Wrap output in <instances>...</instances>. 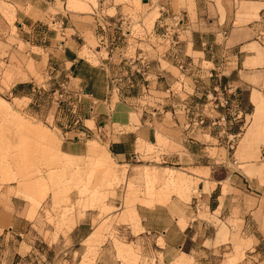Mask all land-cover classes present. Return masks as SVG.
<instances>
[{"label": "rangeland", "instance_id": "obj_1", "mask_svg": "<svg viewBox=\"0 0 264 264\" xmlns=\"http://www.w3.org/2000/svg\"><path fill=\"white\" fill-rule=\"evenodd\" d=\"M183 1L175 2L177 9L183 6ZM245 1L235 2L236 24L244 27L238 29L245 32L239 40H248L264 52V16L260 18L259 27L249 28L247 24L259 20V16H243ZM72 2L78 3L79 8H70ZM216 2L220 8V0ZM114 3L123 4L125 18L114 20L111 28H82L80 56L93 65H98L100 58L112 62L114 88L124 96L137 89L140 82L142 87L135 94L143 96L138 102L146 107L160 112L162 108H173L172 104L186 105L182 100L185 96L177 98L176 94L182 89L181 84H172V80L173 76L185 79L182 74L194 71L178 50L190 31L179 28L181 18L176 19L175 28H155V21L162 12L158 2L146 6L141 1L137 6L136 0H53L42 6L43 14L36 13L30 3L23 6L15 0H0V209L19 221L17 227L11 226L5 232L0 230V264H172L170 257L164 260L161 254L164 245L160 231H153V228L164 227L168 213L177 219L178 226L180 219L193 226L189 237H195L188 238L182 248V252L191 257L190 262L185 257V264H264V155L261 156V150L259 155H239L237 138L231 149L230 144H226L228 133L223 122L213 127L207 124L204 128L219 138L220 143L205 137L206 154L211 160L215 158L217 165L208 164L211 160L207 157L189 163L191 156L181 142L180 133L164 125L158 126L157 134L163 136H157L153 146L143 144L137 152L135 146L132 158L118 161L113 142L119 134L135 130L133 125L139 123L133 121L132 116L140 117V112L131 113L129 127L116 122L100 123L98 127L93 121L94 127L89 123L84 125L83 121L73 124L74 114L70 111L77 107L78 96H73L77 93L70 88L66 89L68 94L65 92L62 85L69 79L58 74L59 68L48 61L43 50L32 47L27 41V30L31 23L42 20L52 31H57L61 39L60 33L67 25L58 23L65 20L62 17L82 14L70 11H84L85 16L93 11L113 15L114 10L109 8ZM252 5L259 9L264 7V4ZM38 24L41 23L35 25ZM66 32L68 36L73 33L72 30ZM161 35H165V41ZM168 48L171 55L166 58L175 67L165 62L163 68L171 74L167 87L172 91L149 92L142 75L149 70L147 66L155 71L157 64L154 61L151 65L148 60H156ZM188 54L195 62L201 56L190 47ZM145 56L149 63L134 67L138 59L144 60ZM181 64H188V68L180 69ZM117 101L115 97L113 104ZM192 106V101L186 105L191 125L199 119V112ZM249 114L244 123L245 132L252 123L253 113ZM204 115L211 120L209 112ZM166 116L171 119L170 113ZM159 117H163V113L156 114V118ZM190 135L194 137L191 132ZM221 139L225 140L224 145L231 154L236 153L229 168L221 163V153L225 152ZM76 141L80 156L75 157L66 153V146ZM108 151L112 155L111 164L105 165L111 167V174L95 160ZM196 167L205 170L193 169ZM166 168L179 174L173 171L169 175L175 177L174 185L157 177L156 171L163 173ZM144 169H147V178ZM95 170L99 173H94ZM230 170H236L240 177L247 176L251 186L237 194L230 193L231 189L226 187L224 192L230 196L225 202L221 200V208H217V203L208 206L205 194L214 186L209 180H223ZM182 175L191 195L189 200L171 194L168 206L146 208L158 205L149 202V189L179 187L185 183L181 181ZM198 177L201 181L196 186ZM45 194L47 198L43 200ZM130 206L135 209L136 217L125 215ZM153 209L157 210V215L153 222H147L145 215ZM81 222L85 223L82 236L87 237L94 230L107 235L96 255L89 258L83 255L85 238L72 235L71 231ZM221 228H228L227 239L219 237ZM181 260L175 264H180Z\"/></svg>", "mask_w": 264, "mask_h": 264}, {"label": "crops", "instance_id": "obj_2", "mask_svg": "<svg viewBox=\"0 0 264 264\" xmlns=\"http://www.w3.org/2000/svg\"><path fill=\"white\" fill-rule=\"evenodd\" d=\"M50 1L53 0H15V2L23 6L30 3L36 13L43 14L42 6L48 4ZM113 1L114 0H112V2ZM141 1L142 4L146 6L151 2H158V4H160L162 12L161 14L159 12V18L155 21V28H175L176 19L181 18L179 28H186L187 30L185 32L190 31V36L186 41L180 43L178 50L181 56L190 62L189 64L194 71L182 74L185 79L173 76L172 84L179 83L182 86L180 92L176 93L178 94L177 98L184 95L185 98L182 100L186 101V105H188L191 101H198L201 98L203 101L204 96H206L209 91L214 90V88L219 89L218 86H220L221 90L224 88L231 89L234 94L232 97L239 100L245 113L248 115H250L249 113L251 112L253 113L252 123L247 132L244 131L243 124H236L229 132L231 136H236L238 139L239 146L237 148L239 155H247L248 153L259 155V150H261V156H263L264 91L262 90L264 89V52H260L258 46L252 42H248V40H239L245 32L238 29L244 27L237 26L236 24L235 2L237 0H220L221 9L218 7L216 0H184L183 6L179 9L176 8L175 2L181 3V0H147V3L144 2L145 0H136L137 6L140 5ZM105 3L106 1H104L103 4ZM245 3L247 5H245L243 16H259V20H254L248 23L247 26H250L249 28L259 27L260 18L264 16V7L259 9L252 4L259 5L264 4V2H261V0H246ZM70 8L77 9L79 5L78 3L72 2ZM109 10H114V14L99 15L93 11L85 16L86 12L84 11L68 10L73 13L82 14H67L62 17L65 18V20L61 19L58 23L64 25L66 22L67 25L63 27L64 29L60 33L61 39L58 38L57 31H52L50 29L51 27L47 22L36 20L30 24L27 30L29 33V35H27V41H29L32 47L37 51L43 50L48 56V61L59 68L58 74H62L69 79L66 81L68 89L70 88V90L77 93H73V96H78L77 107L74 111L81 121H83L84 125L89 123L93 125V127L94 124L95 127H98L100 123L110 124L116 122L120 126L129 127L132 124L131 113H142L140 117L136 115L132 116V120L139 123V125H133L135 130L116 136L117 140L113 142V145L118 161L125 162L128 161L129 157L132 158L135 146L137 147L136 152L143 144H151L153 146L156 142H152L157 141L156 137L159 135L163 136L160 133L157 134V128L160 125L169 126L173 131H178L180 133L183 139L181 142L185 150L188 151L189 156H191V158L189 157V159H191L189 163L192 164L198 159L205 157L211 160L210 156L206 154L208 142L205 141V137L209 136L211 139L217 140L218 142L219 138L217 135L209 133L208 130H205L196 123L191 125L188 122V115L186 114L188 110H186V105L172 104L173 108H162L160 112L153 108L146 107V105H142L138 102L143 99V96H141V94H135V92L142 87L139 84L140 82L138 83L137 89L128 92L126 96H124L120 93L119 89L114 88L112 62H106L107 60L105 58H100L99 64L93 65L87 59L80 56L82 47L79 40L82 39V28H111L110 26L114 20H122L125 18V16H122L124 10L123 4L115 5L114 3ZM87 18L93 19V21L87 20ZM37 22L41 24L35 25ZM68 30L73 31L70 36H68L66 32ZM160 37L165 41V35H161ZM163 47H166V44L163 43ZM189 47L193 53L201 54L197 62L188 54ZM83 54H85V52H83ZM166 55H171L170 48L161 54L159 58H156V60H148V56H145L144 60L139 58L138 62L134 65L136 68H139L141 65L146 66V64L149 63L147 60L151 62V65H153L152 62L154 61L157 64V69L155 71L151 69V66H147L149 70L145 75H142L143 83L145 81L144 84L147 86L149 92L152 90H156L158 93L172 91V89L167 87L170 85L168 77L171 74L168 70L163 68V65L165 62L168 64L171 63L174 67L175 65L166 58ZM204 64H209L211 66L205 67ZM210 74L214 76L210 78ZM151 77H153V79H151ZM115 97L118 98V101L113 104ZM161 113H163V117L156 118V114ZM168 113L171 114L170 120H168L166 116ZM190 132L194 137L190 135ZM230 138L231 137H229V139ZM225 140L227 142L226 144H228V135ZM225 140L221 139V142H224L222 144L225 151L221 153V163L224 167L229 168V165L235 160L236 153L231 154L229 152V147L224 145ZM159 142H162V140L159 139ZM66 147H68V152L66 153L69 155L75 157L80 156L78 155L79 146L77 141ZM110 155L111 153L108 151L95 160L97 163L98 161H102L105 162V164H111ZM208 164L217 165V161L213 158L211 161H208ZM208 168H212L213 170L216 169L214 167ZM193 169L200 171L205 170L200 167ZM220 169H222V167H220ZM146 170L147 169H144L145 176L147 175ZM173 171L174 169L166 168L163 173L158 171H156V173L158 179L162 178L164 179V183L170 182L171 185H174L175 177L169 176ZM226 171H228V169H226ZM230 172L231 173L223 180L215 179L213 182L209 180V184H214V186L209 187V193L205 194L208 199L206 202L208 206H210V203H217V208H221V200L225 202L228 196H230L224 192L226 187L229 190L231 189L230 193L237 194V192H243V190L251 186V181L247 176L242 174L243 176L240 177L236 170H230ZM173 174L179 175L176 171H174ZM181 177V181L185 183L179 187L174 188V186H171L169 189L163 188L159 191L149 189V202L158 205L146 208L168 206L172 201L171 194L177 195L182 200H189L191 195L186 179L183 175ZM254 177L255 176H253V178ZM203 179L207 178L203 177ZM196 180L195 184L197 186L201 178L198 177ZM213 196H215L214 199ZM23 200L28 203L25 199ZM156 211L155 209L148 211V214L145 215L147 222H150V220L152 222L154 221L157 215L155 214ZM135 213V209L130 206L127 208L125 215L136 217ZM176 220L175 217L168 213L167 223H165L164 227L157 229L153 228V231H160L162 235L160 241L164 247L161 254L164 260L170 257V262L175 264L182 259L180 264H185L184 259L187 258L190 262L191 257L189 254L183 253L182 248L187 239L193 240L195 235L189 237V232L192 233L193 226L192 224L188 225L187 220L180 219L179 226ZM84 225V222L78 223L71 231H73L72 235L77 234V237L79 236L81 239L85 238L83 240V245L85 246L83 255H85V258H89L90 256L96 255L99 247L107 239V235L106 232H100V238L93 239L92 236L96 233L94 230L91 231L87 237H84L81 233V229ZM11 226H19V221L9 213L0 209V230L5 232L7 229L11 228ZM227 231L228 228L227 230L221 228L219 237L227 239L229 234ZM120 250L125 251L123 247H120Z\"/></svg>", "mask_w": 264, "mask_h": 264}, {"label": "built area", "instance_id": "obj_3", "mask_svg": "<svg viewBox=\"0 0 264 264\" xmlns=\"http://www.w3.org/2000/svg\"><path fill=\"white\" fill-rule=\"evenodd\" d=\"M190 66V64H189ZM188 68V64H181L180 69L184 70ZM213 74H210V78L213 77ZM63 88H65V92L68 94L69 92L67 84L64 83ZM132 88L134 85L132 84ZM214 88V90L209 91L206 96H204V100L202 98L198 101L193 102V106L191 107L193 110L199 112V119L196 121V124L202 128H205L207 124L210 127L218 126L221 122L227 127V135H228V144H230L231 149H234L236 136H231L229 132L231 131L230 126L236 125L238 123L246 124V118L248 114L243 110L239 100L234 99L232 96L234 95L231 89L224 88L220 89ZM64 94L61 95L63 97ZM71 97V96H68ZM190 108V109H191ZM76 109V106H74ZM70 111L74 114L73 124L77 125L81 119L77 116V113L74 111ZM209 112L211 115V120H207L204 113ZM229 137H231L229 139Z\"/></svg>", "mask_w": 264, "mask_h": 264}, {"label": "bare ground", "instance_id": "obj_4", "mask_svg": "<svg viewBox=\"0 0 264 264\" xmlns=\"http://www.w3.org/2000/svg\"><path fill=\"white\" fill-rule=\"evenodd\" d=\"M99 163H100L101 167L103 168V170H106V171L109 172V173L111 172V167L106 166L107 164L105 165V162L99 161ZM94 173H99V170H95ZM110 174H111V173H110ZM43 194H44V193H43ZM47 194H48V193H47ZM47 194L43 195V198H42L43 200H45V199L47 198ZM43 202H44V201H43ZM130 214H131V213H130ZM99 235H100V234L96 232V233L93 234L92 238H93V239H97V238L99 239V238H100Z\"/></svg>", "mask_w": 264, "mask_h": 264}, {"label": "water", "instance_id": "obj_5", "mask_svg": "<svg viewBox=\"0 0 264 264\" xmlns=\"http://www.w3.org/2000/svg\"><path fill=\"white\" fill-rule=\"evenodd\" d=\"M144 2H146V3H147L148 1H147V0H145Z\"/></svg>", "mask_w": 264, "mask_h": 264}]
</instances>
